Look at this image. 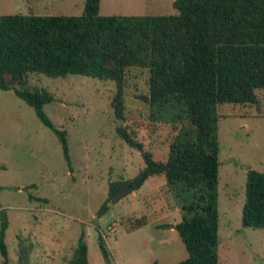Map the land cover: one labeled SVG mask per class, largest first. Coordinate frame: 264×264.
Here are the masks:
<instances>
[{
    "label": "trees",
    "instance_id": "1",
    "mask_svg": "<svg viewBox=\"0 0 264 264\" xmlns=\"http://www.w3.org/2000/svg\"><path fill=\"white\" fill-rule=\"evenodd\" d=\"M99 2L84 0L80 15L0 14V89L13 91L56 135L71 170L66 131L55 127L43 110L54 97L45 88L31 87L29 75L111 80L113 115L123 122L134 71L146 72V93L133 96L145 105L152 123L170 126L166 158L142 152L143 168L129 180L111 181L96 215L107 213L123 185L137 190L149 177L163 175L180 204L181 219L172 227L187 252L174 264H218V110L259 104L264 0H174L172 14L139 16L101 15ZM116 133L127 145L142 149L128 126H116ZM241 224L264 228L263 171L246 170ZM7 227L6 209L0 208L2 264H9ZM17 241L16 264H31L32 242L22 235ZM98 248L110 264L101 234ZM68 262L89 264L83 231Z\"/></svg>",
    "mask_w": 264,
    "mask_h": 264
},
{
    "label": "rangeland",
    "instance_id": "2",
    "mask_svg": "<svg viewBox=\"0 0 264 264\" xmlns=\"http://www.w3.org/2000/svg\"><path fill=\"white\" fill-rule=\"evenodd\" d=\"M173 1L100 0L99 14H172ZM83 6L84 0H0V14L80 15ZM142 72L134 71L123 122L111 107L113 81L78 74L29 75L31 87L45 88L54 97L43 110L55 127L66 131L71 170L56 135L13 91L0 89V208L8 220L9 264H16L18 235L33 244L31 264H70L81 231L89 264H106L98 234L110 264H174L187 257L172 227L181 219L180 204L163 175L149 177L139 189L114 200L105 215H96L109 183L129 180L143 168L142 152L166 158L170 126L152 123L145 105L133 96L146 93L147 73ZM256 94L258 105L218 110V264H264V228L241 224L246 170L264 172V88ZM118 125L128 126L141 150L119 137ZM2 260L0 254V264Z\"/></svg>",
    "mask_w": 264,
    "mask_h": 264
},
{
    "label": "water",
    "instance_id": "3",
    "mask_svg": "<svg viewBox=\"0 0 264 264\" xmlns=\"http://www.w3.org/2000/svg\"><path fill=\"white\" fill-rule=\"evenodd\" d=\"M132 188L130 185L125 184L123 185L117 192L116 196H115V200H119L121 198H123L124 196H126L127 194H129L130 192H132Z\"/></svg>",
    "mask_w": 264,
    "mask_h": 264
}]
</instances>
